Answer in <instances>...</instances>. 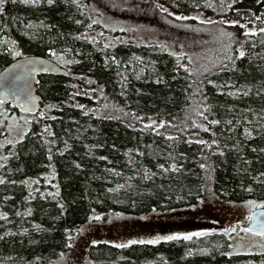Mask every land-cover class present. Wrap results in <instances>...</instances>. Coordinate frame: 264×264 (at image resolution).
<instances>
[{"label": "trees", "instance_id": "1", "mask_svg": "<svg viewBox=\"0 0 264 264\" xmlns=\"http://www.w3.org/2000/svg\"><path fill=\"white\" fill-rule=\"evenodd\" d=\"M148 2L156 14L199 15L198 21L171 22L185 24L187 20L203 32L209 45L206 58L193 63L187 54L177 55L157 42L104 41L102 34L87 31L93 19L88 5L80 0H57L52 7L13 4L11 0L5 4L0 30L8 45L15 41L20 57L51 59L68 76L39 77L41 108L30 115L34 119L22 142L6 147L4 157L8 159L0 160V177L6 180L0 184V214L7 215L6 220L0 219V264H53L70 248L69 237L96 221L90 220L96 215L101 217L97 222L104 223L113 214L142 218L186 212L206 199L218 203L264 201V183L253 181L264 172V153L252 151L264 148V33L259 32L264 16L255 18L264 13V3ZM40 21L53 25L52 31L25 28L29 22L38 25ZM253 31L255 35H245ZM50 46L57 52L71 49L65 58L79 63L62 65L49 56ZM240 51L245 52L243 58ZM17 58L0 47V70ZM238 89L251 91L247 97L227 94ZM7 106L3 104L5 110ZM201 112L221 123L209 125ZM160 122L165 126L160 127ZM193 122L209 130L196 128ZM246 128L253 138L246 137ZM201 139L208 143L196 142ZM214 139L217 144L211 143ZM65 142L70 146L66 151ZM221 150L224 156L219 155ZM172 157L182 165L181 172L162 174L158 165L169 166ZM145 171L156 175L146 180ZM117 185L125 187L108 191ZM249 186L252 193L245 191ZM29 209L31 215L25 216ZM34 225H40V230ZM99 232L97 243L91 241L86 247L88 264H264V250L233 251L225 231H203L207 234L187 241L123 249L114 245L124 235L114 238ZM189 251L193 255L188 256Z\"/></svg>", "mask_w": 264, "mask_h": 264}, {"label": "rangeland", "instance_id": "2", "mask_svg": "<svg viewBox=\"0 0 264 264\" xmlns=\"http://www.w3.org/2000/svg\"><path fill=\"white\" fill-rule=\"evenodd\" d=\"M80 1L88 5L93 19L87 26V31H90V34L91 32L102 34L104 41L157 42L177 55L187 54L193 63L206 58L204 53L209 50L208 39L189 22L198 21L199 15L191 14L185 24H173L171 19H176L179 14L171 10L172 15L156 14L148 0ZM5 42L8 40L0 30V47L9 46ZM202 66L199 69L204 68ZM8 110L10 111L8 106L6 110L3 105L0 106V160L5 155V148L20 140L27 131L30 121L34 119L30 114L14 111L10 113ZM208 200L186 212L155 213L142 218L113 214L104 223L88 222L72 236L71 247L53 264H88L86 247L102 234L100 230L114 238L124 235L118 243H125L131 239H151L156 235L224 231L235 227L236 231L227 232L230 234L233 251L264 250V237L251 231H243L247 228L251 211L255 209L246 205L247 200L226 203Z\"/></svg>", "mask_w": 264, "mask_h": 264}, {"label": "snow or ice", "instance_id": "3", "mask_svg": "<svg viewBox=\"0 0 264 264\" xmlns=\"http://www.w3.org/2000/svg\"><path fill=\"white\" fill-rule=\"evenodd\" d=\"M8 2V0H0V16H3V14L5 13L6 9H5V4ZM11 2L13 4H16V3H20V4H24L26 6H32V7H35V6H38L42 3H46L47 6L49 7H52L54 6L56 3H57V0H11ZM73 3H76L77 0H72ZM257 3H264V0H257ZM208 7H212V4L209 3L207 5ZM158 7H162L160 5H158ZM229 7H231V5H229ZM163 11L167 12L168 9L166 8H163L162 9ZM262 16H264V13L261 14V16H256V20H261ZM176 19H187V17H184V16H177ZM76 23H80V21H76ZM95 23V21H94ZM208 23H212V21H208ZM233 24H236L237 22L233 21L231 22ZM241 27H244V25H240ZM53 25H50V24H47L45 23L44 21H40L38 25H34L32 23H28L25 25V28H28V29H32V28H43L46 30V32H51L52 29H53ZM115 30V29H113ZM259 32L261 33H264V27L262 28H259ZM28 33L26 32L25 35H27ZM255 35L256 33L253 31V32H245V35ZM222 35H228V36H231V33H222ZM60 37L62 38L63 37V34H60ZM34 38V37H33ZM42 39V37H41ZM77 39H79V37H77ZM8 42H5V44H7ZM262 44H264V41H261ZM51 44H55V40H52L51 41ZM255 47V45H253ZM107 47V45H106ZM72 51L71 49H68V48H65L63 49L62 52H57L56 49L54 47H49V56L53 59H55L57 62L61 63L62 65L64 66H68V65H71V64H74V63H79V61H76V60H73V59H66L65 58V55ZM4 52H6L8 55L12 56V57H20L22 55V53L19 51V50H16L15 48V41H12L11 42V46H7L4 48ZM245 56V52L244 51H240L239 52V57L240 58H243ZM113 59H115L113 57ZM36 65H41V67H36ZM44 65V62L43 61H34V60H26L25 63L23 64H17L14 66V69L18 70L20 74H16V72H12L11 74L9 75H5L3 77H0V88H3L4 91H3V95L4 96H8V95H11L13 96L14 99H16L17 101L20 100V94L23 93L24 94V97H25V102L21 105L22 107L30 110L31 109V106H32V103H33V100L34 98L32 97L31 95V83H29L30 79L34 76V74L36 72H40V71H44V72H47L49 71L50 69L48 67H45L43 66ZM139 78V77H137ZM23 82L22 84L20 82ZM163 82L162 80H158L157 83H161ZM209 83H211V81H209ZM228 87H232L231 85H228ZM250 91L251 89H248L246 91H241V90H237L236 92H228L227 94L229 96H237V95H243L245 97L249 96L250 94ZM262 92H264V88H262L261 90ZM261 93L258 92L257 95H260ZM4 100L3 99H0V106H2L4 104ZM49 108H55L56 105H49L47 106ZM208 111H210V107L207 109ZM249 111H251L249 109ZM45 114L44 113H41V116H44ZM199 115H201L203 117V119L205 121L208 122L209 125H219L221 123L220 120H216V119H213V120H209L208 116L205 115L203 112L199 113ZM262 119H264V117H261ZM155 123V122H153ZM251 123V122H249ZM227 125H231L232 124V121H227L226 122ZM160 127H164L165 124L164 122H160L159 124ZM193 126L196 127V128H201L203 131H208V127H205V126H202V125H199V124H195V122H193ZM146 128L148 127H152V125H145ZM45 131L48 132V135L51 136L53 135L47 128H45ZM159 134V133H158ZM245 135L247 138L251 139L253 138L252 137V132L249 130V129H245ZM166 139L168 140H174L175 137H172V136H167ZM23 140V137L20 138L19 141H16V143H20L22 142ZM191 142V141H189ZM197 143L201 144V145H205L207 144L208 142L207 141H204V140H198L196 141ZM9 143H13L12 141H9ZM212 144H217V141L214 139L212 140L211 142ZM211 146V145H209ZM70 146L67 145V142H65V151L68 150ZM227 147V145L225 146ZM253 152H256V151H260L262 153H264V148H261L259 150H257L256 148H253L252 149ZM60 155H63L64 152L61 151L59 153ZM140 155H143V153H140ZM219 155L221 156H224L225 153L223 150H221L219 152ZM169 156H171V153H169ZM2 159L4 160H7L8 157H3ZM48 159L49 161L52 160V155H51V150H49V156H48ZM99 159L101 160H105L107 159L106 157H99ZM173 159V163H171L169 166H165L164 164H160L158 165V167L160 168L161 170V173L162 174H168V173H172V174H178L181 172L182 170V165H178L176 162H175V158L172 157ZM244 163L246 164H250L252 163L251 161H248V160H244ZM75 167L77 169H79L81 166L80 164H75ZM201 168H205L206 165L205 164H201L200 165ZM111 171V170H109ZM116 175H119V173H116ZM156 175V173H151L149 174L148 171H145L144 175H143V178L146 179V180H150L152 179L154 176ZM253 181L254 182H258V183H264V172H260L258 176H254L253 177ZM6 183V180L2 177H0V184H4ZM12 183H15L14 181ZM22 183H27V181H24ZM33 183H36V181H33ZM125 187L124 185H117L116 188H110L108 189L109 192H116L118 191L119 189ZM245 191H247L248 193H252L254 191L253 187L252 186H249L245 189ZM49 195H52L51 193H49ZM56 195H59V192L56 193ZM5 199H8V197H5ZM246 205L252 207V208H257V209H261L262 211H260L259 213H257V224L259 225V228L260 230L256 233L257 235L261 236V237H264V201H261V202H257L256 200H247L246 202ZM61 208H63V204L60 205ZM153 211H155V209H153ZM17 216L21 215L20 212H17L16 213ZM25 216H28V215H31V209H29L26 213H24ZM117 216H119V214H117ZM0 219H7V215L6 214H0ZM101 219V217L99 215H96V216H93V217H90V220H96V221H99ZM249 219H253V217H249ZM34 227L37 229V230H40V225H34ZM25 232H27V229L24 230ZM225 233L227 232H234L236 231V228L233 227L231 229H225L224 230ZM244 232H250L252 231V229H248V228H245L243 229ZM207 233L206 232H203V231H200V232H189V233H174V234H167V235H156L154 238H151V239H131V240H128L127 243H118V244H115L114 247L116 248H128L130 245H136V244H140V245H144V244H150V245H156V244H160L162 241L163 242H171V241H179L181 239L187 241V240H191L193 237H200V236H204L206 235ZM7 235V234H6ZM0 239H3V237H0ZM69 239H71V237H69ZM93 244H96L97 242L96 241H93L92 242ZM68 247H71V244L68 245ZM229 247H231V245H229ZM233 253H226V255H229L231 256ZM188 256H191L193 255V253L191 251H189L187 253Z\"/></svg>", "mask_w": 264, "mask_h": 264}, {"label": "water", "instance_id": "4", "mask_svg": "<svg viewBox=\"0 0 264 264\" xmlns=\"http://www.w3.org/2000/svg\"><path fill=\"white\" fill-rule=\"evenodd\" d=\"M26 60L43 61L44 62L43 66L48 67L50 69L47 72H44V71L36 72L29 81V83H31L32 85L31 95L34 98L31 109L28 110L21 106L25 102V97L23 93L20 94L21 98L19 101H17L11 95L4 96L3 95L4 89L0 88V99H3L5 101L4 103L8 104L10 108H14L18 112L34 115L41 108L40 103H41L42 98H41V95L37 92V84L39 82V77L42 75H60V76L66 77L68 76V72L66 71L65 68L59 66L54 61H52L51 59L45 56L27 55V56L19 57L15 59L14 61L8 63L5 67H3L0 70V77L9 75L14 71L16 72V74H20L18 70L14 69V66L17 64H23L25 63ZM36 67H41V65H36ZM20 83L22 84L23 82L21 81ZM260 211L262 210L255 208L251 211L249 215V217H253V219H249L247 228L252 229L251 232L253 233H257L260 230L259 225L257 224V219H256L257 213H259Z\"/></svg>", "mask_w": 264, "mask_h": 264}]
</instances>
